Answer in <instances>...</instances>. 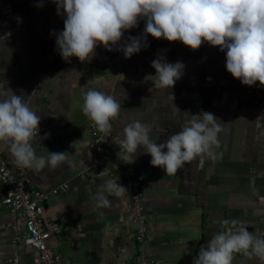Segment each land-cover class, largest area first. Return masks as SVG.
Here are the masks:
<instances>
[{"label":"crops","instance_id":"1","mask_svg":"<svg viewBox=\"0 0 264 264\" xmlns=\"http://www.w3.org/2000/svg\"><path fill=\"white\" fill-rule=\"evenodd\" d=\"M64 19L54 0H0V87L24 95V102L42 117L38 140L32 141L37 156L48 151H67L70 156V162L55 169L25 168L29 180L46 192L69 185L43 203V216L66 229L49 241L62 255L61 264H136L130 191L110 195L107 205L97 206L102 185L123 172L144 187L145 254L155 264H192L213 234L225 230L224 220H236L264 239V120L255 98L227 71L226 53L206 41L193 50L180 41L149 35L148 46L126 59L118 49L129 37L142 35L146 20L140 19L113 50L99 44L89 61L72 57L66 62L56 47ZM158 57L185 65L172 89L154 87L157 77L151 65ZM89 89L110 94L121 105L104 136L109 156L103 166L94 165L99 156L91 144L94 123L82 112L83 94ZM201 111L211 112L221 125L211 156H197L174 175L153 167L142 145L134 163L117 156L120 149L113 137L129 122L149 124L151 137L161 143L179 131L187 119L184 113ZM46 134L47 139L39 140ZM0 152L18 171L6 143L0 142ZM4 195L0 186V264H10L16 251L21 264H30L37 250L26 242L25 219L3 205ZM232 264L259 260L239 252Z\"/></svg>","mask_w":264,"mask_h":264},{"label":"clouds","instance_id":"2","mask_svg":"<svg viewBox=\"0 0 264 264\" xmlns=\"http://www.w3.org/2000/svg\"><path fill=\"white\" fill-rule=\"evenodd\" d=\"M57 14L65 15L64 30L56 33V47L66 61L77 57L81 63L89 61L94 50L103 44L108 50L120 44L124 32L146 20L141 36L129 37L120 44L126 59L148 46V36L180 41L198 50L205 41L226 53L227 71L243 85L264 86V0H54ZM38 6L42 7V3ZM157 79L154 87L173 88L185 69L183 62L169 63L163 57L152 61ZM24 95L11 88L0 87V142L7 144L15 165L32 171L46 167L55 169L70 162L67 151H48L37 156L32 141L42 117L33 111ZM121 110L120 103L110 94L89 89L83 94V114L101 133L108 134L111 121ZM179 131L158 143L151 137L152 128L139 120L131 121L113 137L125 161L134 163L138 146L150 155V164L160 167L166 175H174L186 162L202 154L212 155L219 143L221 125L211 112L184 113ZM48 135L40 138L47 139ZM166 150V151H165ZM96 194L97 206L109 203L108 196L124 195L125 187L114 180L102 185ZM229 225H231L229 227ZM225 230L216 232L206 246L201 247L192 264H232L233 254L243 252L264 264V239L250 232L236 220H224ZM236 229V230H233Z\"/></svg>","mask_w":264,"mask_h":264},{"label":"built area","instance_id":"3","mask_svg":"<svg viewBox=\"0 0 264 264\" xmlns=\"http://www.w3.org/2000/svg\"><path fill=\"white\" fill-rule=\"evenodd\" d=\"M62 69L66 66L60 63ZM245 91L255 98V105L262 113L264 120V86L259 82L255 86L244 85ZM38 134V133H37ZM91 144L99 150V156L94 158V165L103 166L109 154L106 152L105 133L97 130L95 124L91 127ZM116 182L125 187V191H130V209L133 220L136 223L135 241L137 245L136 264H155V260L146 257L145 244L148 235V222L145 214V190L142 182L132 175L123 172L116 175ZM0 186L5 188V195L2 203L11 213L25 219L26 242L36 248L37 254L30 264H61L62 255L50 246V239L61 233V225L51 218L43 216V203L52 194H57L68 188V183H64L46 192L36 187L28 178L25 168L18 167L14 171L7 163L0 152ZM18 237H15V242ZM10 264H21V257L16 251L9 259Z\"/></svg>","mask_w":264,"mask_h":264}]
</instances>
